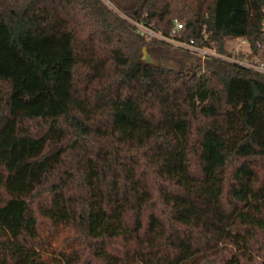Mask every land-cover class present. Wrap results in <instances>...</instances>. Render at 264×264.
I'll return each instance as SVG.
<instances>
[{
    "label": "trees",
    "instance_id": "16d2710c",
    "mask_svg": "<svg viewBox=\"0 0 264 264\" xmlns=\"http://www.w3.org/2000/svg\"><path fill=\"white\" fill-rule=\"evenodd\" d=\"M110 2L0 0V264H264V73L133 23L264 59V0Z\"/></svg>",
    "mask_w": 264,
    "mask_h": 264
},
{
    "label": "built area",
    "instance_id": "2783aa9c",
    "mask_svg": "<svg viewBox=\"0 0 264 264\" xmlns=\"http://www.w3.org/2000/svg\"><path fill=\"white\" fill-rule=\"evenodd\" d=\"M136 26L138 27V30L141 34L147 36L148 38H157L160 40L167 41L175 46L185 48L188 50H197L201 56V59L204 60L207 56H214L223 58L225 60L230 61H237L243 65L246 66H252L256 68L257 70L264 73V59H260L258 55H254L251 57V59H239L236 57H232L231 55L227 53L220 52L216 46H197L196 41L194 38L191 39H183L180 37V30L183 28V23L180 21H176V25L172 31L171 34H164L161 31L153 29L151 26L146 25L141 22H134ZM245 44H249V41L246 37L241 38Z\"/></svg>",
    "mask_w": 264,
    "mask_h": 264
},
{
    "label": "rangeland",
    "instance_id": "374dc122",
    "mask_svg": "<svg viewBox=\"0 0 264 264\" xmlns=\"http://www.w3.org/2000/svg\"><path fill=\"white\" fill-rule=\"evenodd\" d=\"M104 2L111 8L115 9L114 4L111 3L110 0H104ZM241 38L242 37L229 39L226 41V44H225L226 49L229 52H231L232 54L231 56L239 58V59L242 56L245 57V54L251 51L249 45L245 44ZM147 51H148V60L156 61L155 56L148 48H147ZM241 59H244V58H241ZM49 231L50 230L48 229L47 225H44V224L41 225L42 235H46V236L48 235L50 238V244H49L47 251L44 253V256L48 261L52 263L54 261V256H59V253L62 250L72 248V245L68 243L67 241L69 236L72 234V232L68 228H66L64 225H60L59 229L54 235H49L48 233Z\"/></svg>",
    "mask_w": 264,
    "mask_h": 264
},
{
    "label": "water",
    "instance_id": "95a60500",
    "mask_svg": "<svg viewBox=\"0 0 264 264\" xmlns=\"http://www.w3.org/2000/svg\"><path fill=\"white\" fill-rule=\"evenodd\" d=\"M144 60H148V51H147V47H144L143 49V57Z\"/></svg>",
    "mask_w": 264,
    "mask_h": 264
}]
</instances>
